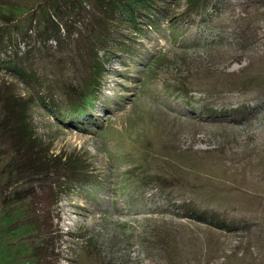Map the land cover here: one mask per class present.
<instances>
[{
    "label": "rangeland",
    "instance_id": "1",
    "mask_svg": "<svg viewBox=\"0 0 264 264\" xmlns=\"http://www.w3.org/2000/svg\"><path fill=\"white\" fill-rule=\"evenodd\" d=\"M41 1L0 0L37 74L0 62V264H264V0H157L93 88L88 57L35 50ZM34 154L73 179L25 181Z\"/></svg>",
    "mask_w": 264,
    "mask_h": 264
},
{
    "label": "trees",
    "instance_id": "2",
    "mask_svg": "<svg viewBox=\"0 0 264 264\" xmlns=\"http://www.w3.org/2000/svg\"><path fill=\"white\" fill-rule=\"evenodd\" d=\"M195 2V0H192L191 4ZM40 4L42 15H38V17L32 16L30 21L32 22L37 18V22H43V19H48L53 23H50L39 32L44 43L42 48L35 47V50H47L44 44L51 41L55 42L54 45L59 49H62L65 44L68 47L70 56L78 54L80 57H88L87 66L89 69L97 70V74L93 76V81L88 83L91 85L90 88H93L92 86L97 83L105 69L108 56L113 52L117 53L125 49L126 41L124 43L121 42L125 35V27L122 23L132 24L137 27L147 19L150 20L148 23L155 24L154 19L151 18V12L163 5L157 0H43ZM15 9L9 10L8 16H12L13 12L16 13ZM5 16L7 18L2 19V24H0V47L4 48L0 62L16 71L25 79L26 83L32 82L33 78L32 83L35 86L37 74L27 72V67L24 65L25 57L15 54L13 48L14 42L21 39L24 40L25 46L29 45L28 43L26 45V42H28L27 37H31L33 31L30 32L31 28H25L24 24L20 25V23L15 24L14 28L11 29L8 27L11 20L7 15ZM71 17L74 20L69 24L68 19ZM41 27L44 26L41 25ZM33 33L35 35V32ZM30 46L23 52L25 56H31L33 48ZM101 51L104 52L103 56ZM21 59L23 62L20 61ZM42 87L45 92H53L55 90V87L46 81L42 83ZM90 93L88 95H80L77 102L84 100V102H89L87 104L92 105L95 100V93L94 91ZM48 99L50 100V96H48ZM75 107L76 110L79 108V112L86 114L87 109L82 107V105L81 107H77V105ZM63 164L56 160L51 162L50 158L48 157L47 159L45 155L34 154L32 157L24 159V165L22 164L24 167L19 166L17 174L26 179L25 181L32 178L30 174L41 178V176L56 175L63 171L60 175L64 173L66 175L68 168ZM69 179L73 178L69 176Z\"/></svg>",
    "mask_w": 264,
    "mask_h": 264
},
{
    "label": "bare ground",
    "instance_id": "3",
    "mask_svg": "<svg viewBox=\"0 0 264 264\" xmlns=\"http://www.w3.org/2000/svg\"><path fill=\"white\" fill-rule=\"evenodd\" d=\"M88 167H89V166H88ZM88 167H87V168H88ZM58 177H59V175H58ZM56 179H58V178H56ZM59 179H60V178H59Z\"/></svg>",
    "mask_w": 264,
    "mask_h": 264
}]
</instances>
